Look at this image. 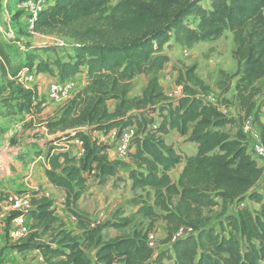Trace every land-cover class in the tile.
<instances>
[{
    "label": "trees",
    "instance_id": "trees-1",
    "mask_svg": "<svg viewBox=\"0 0 264 264\" xmlns=\"http://www.w3.org/2000/svg\"><path fill=\"white\" fill-rule=\"evenodd\" d=\"M113 1L49 0L33 32L71 39V58L59 57V46L27 48L24 44L26 64L14 73L18 79L24 71L48 74L53 67L62 83L86 74L84 88L46 123L48 135L55 139L47 143L45 175L52 187L64 192L66 206L83 231L82 239L56 215L54 200L37 194L32 210L24 214L32 220L30 233L15 242L7 236L5 249L19 254L38 252L45 264H264V175L247 152L245 134L227 131L236 120L200 97L204 82L196 67L180 73L182 96L177 102L165 95L159 82V74L171 62L165 47L192 49L230 32L236 47L238 99L246 117L254 115L262 127L259 117L264 98L258 107L253 100L256 84L264 79V0H119L112 5ZM205 2L210 3L208 8ZM2 38L0 33V74L7 78L13 56ZM141 75L149 81L140 97L130 98L132 81ZM31 98L32 93L25 92L0 99L3 115L28 112ZM111 101L116 102L114 110L108 106ZM130 127L137 133L127 161H111L107 147L93 134ZM173 132L195 146L192 154L167 142ZM75 140L83 143L80 158L52 147ZM180 167L173 179V171ZM113 178L133 193L152 194L153 206L138 205L135 213L106 226L124 229L132 217H142L151 221L153 229L161 221L167 229L164 244H170V249L156 253L148 243L149 231L137 230L106 241L101 227H87L90 221L74 207L92 181L106 186ZM218 201L238 206L250 201L257 208L238 207L236 214L213 225L207 211ZM21 215L13 212L9 223ZM188 229L190 233L178 236ZM87 248L95 252L93 258Z\"/></svg>",
    "mask_w": 264,
    "mask_h": 264
},
{
    "label": "rangeland",
    "instance_id": "rangeland-1",
    "mask_svg": "<svg viewBox=\"0 0 264 264\" xmlns=\"http://www.w3.org/2000/svg\"><path fill=\"white\" fill-rule=\"evenodd\" d=\"M25 0H0V25H10L14 29L17 38L25 44L27 48L33 44L46 46H59V57L69 60L70 47L74 44L71 39L60 35H41L31 32L29 29V15L27 9L22 5ZM119 0H114L113 4ZM205 7L210 3L205 2ZM22 14L24 21L20 23L13 20L14 16ZM3 44L13 56L12 66L9 67V76L1 77L0 74V99L9 97H20L25 92L32 93V107L28 112H24L16 117H5L1 111L0 100V201L3 202V208L0 211V261L3 264H45L43 259L39 260L31 253L19 254L11 250H6L7 236L12 242L13 230L16 228L14 223H9V218L13 214L9 204L10 199L20 195H29L31 201L35 195H49L55 202L56 215L66 225L67 230L73 231L75 235L82 239L83 231L77 220L73 222L74 212L69 211L66 206V197L63 192L49 186L45 175V170L49 167L48 153L50 146L47 144L55 139V136L48 135L46 123L53 120L63 109V107L75 95L84 88L85 78L78 75L67 85V96L62 99H53L49 97V86L51 83L58 82V78L52 74L55 69L48 74L38 75L34 82L23 84L19 82L15 75L19 69L26 64V56L18 46L11 45L3 40ZM233 35L225 32L218 39L206 43L196 44L192 49L179 47L173 44L172 47L164 48L168 53L171 62L159 76V81L165 95L173 102H177L182 96V87L179 86V75L187 67H196V74L204 82V90L200 91V97L205 102L218 109L229 118L236 120L234 127H227L232 135L238 130L243 131L245 125L249 122L251 130L244 133L248 144L263 143L264 141V109L261 111L259 123L255 122L254 115L247 118L244 107L241 106L235 85L238 81V65L233 58L235 50ZM52 63V62H51ZM52 65V64H51ZM14 73H16L14 75ZM149 78L141 75L132 81V88L129 93L130 98H138L142 95ZM257 93L253 102L259 103L264 98V79L256 84ZM214 100V101H213ZM41 103L40 108L36 105ZM110 108L112 105L110 104ZM157 119V115L154 116ZM167 142L173 144L175 148L185 154H192L195 149L186 138H182L178 133L173 132L167 137ZM31 144L38 148L33 149ZM52 147L66 151L69 149L73 155L78 152V146L71 143H55ZM35 150V152H34ZM36 151H40L37 155ZM127 161V158L123 159ZM118 161V160H114ZM125 174V173H124ZM123 175V174H122ZM173 179L177 177V169L172 173ZM8 205L6 206V204ZM32 203V202H31ZM138 205L153 206V195L139 191L133 193L123 182L110 179L106 186H99L93 181L90 188L85 193L83 199L74 207L79 215H83L90 221L91 227H101V233L106 241H111L119 236H131L137 230L149 231L156 235L157 245L156 253L170 249V244H164L167 229L163 222H156L151 229V221L142 217H132L131 224L124 229H115L106 225L112 221H121L135 213ZM248 206L251 209L257 206L250 201H245L238 205H223L218 201V205L207 211L212 224H218L228 215L236 214L238 207ZM76 219V218H75ZM88 254L93 258L95 252L87 248ZM167 264H173V261H166Z\"/></svg>",
    "mask_w": 264,
    "mask_h": 264
},
{
    "label": "built area",
    "instance_id": "built-area-1",
    "mask_svg": "<svg viewBox=\"0 0 264 264\" xmlns=\"http://www.w3.org/2000/svg\"><path fill=\"white\" fill-rule=\"evenodd\" d=\"M49 4V0H25L22 4L28 12L29 15V29L33 32V26L38 18L39 13L45 9ZM4 40L11 44L18 46L21 50L25 51L24 44L20 42L17 38L15 31L11 28L2 31ZM38 74L24 71L19 75L20 83H31L37 79ZM67 85L58 80V82L51 83L49 86V97L53 99H62L67 96ZM214 101V100H213ZM209 104V103H208ZM210 104H213L210 101ZM220 110V109H219ZM221 111V110H220ZM251 130V125L248 122L243 128V132L246 134ZM137 133L136 128L130 127L124 130H112L107 135L103 134L97 140L101 144L107 147V155L111 161L118 160L124 161L123 159L127 158V155L131 149L132 141ZM73 145L78 146V152L74 153L73 156L80 158L84 155L83 143L80 140H75L70 142ZM68 152L69 149L67 148ZM248 154L255 160L259 167L263 170L264 175V144L261 142L248 144L247 148ZM54 188V187H53ZM56 189V188H54ZM58 190V189H57ZM61 191V190H59ZM64 194V192H63ZM47 197L51 198L48 194ZM13 212H19L22 215L13 221L16 228L13 230L12 238L16 241L24 239L28 236L31 231L30 226L27 224V218L25 213H28L32 210L31 197L29 195H20L19 197H14L10 199L9 202ZM8 203L6 204V206ZM3 202L0 201V211L3 208ZM55 207V206H54ZM73 222L76 221L75 217H72ZM191 230L186 231L181 230L178 236L190 233ZM148 243L150 247L156 250L157 238L155 234H148Z\"/></svg>",
    "mask_w": 264,
    "mask_h": 264
},
{
    "label": "crops",
    "instance_id": "crops-1",
    "mask_svg": "<svg viewBox=\"0 0 264 264\" xmlns=\"http://www.w3.org/2000/svg\"><path fill=\"white\" fill-rule=\"evenodd\" d=\"M23 21H24V17H22V19H20V23L23 22ZM18 22H19V21H18ZM8 28H11L10 25H7V26H2V25H0V33H1V36H2V37H3L2 31H3V30H6V29H8ZM11 29H12V28H11ZM13 30H14V29H13ZM3 39H4V38H2V40H3ZM31 46H38V45H37V44H33V45H31ZM161 73H162V72H161ZM161 73L159 74V76L161 75ZM42 74H43V73H41V74H39V75H42ZM45 74H47V73H44V75H45ZM53 75H55L56 77H58V72H57L56 70H54V71H53ZM79 75H82V76L86 79V74L82 73V74H79ZM159 82H160V81H159ZM160 85H161V84H160ZM110 104L112 105V108H110ZM115 105H116V102H115V101H111V102H109V104H108L110 110H114ZM58 115H59V114H58ZM58 115H57V116H58ZM57 116H56V117H57ZM101 135H102L101 132L95 133V134H93V138H94V139H99V138L101 137ZM192 146L194 147V145H192ZM194 150H195V149L192 150V153L194 152ZM181 170H182V167H180V168L177 169V177H178V175L180 174ZM124 173H125V174H124ZM120 174H121V175L123 174L124 177H127V173H126L125 170H121ZM177 177H176V178H177ZM49 186L52 187L50 184H49ZM52 188H53V187H52ZM61 193H62V191H61ZM26 218H27V224L31 227V225H32V220H31V218H29L28 216H27ZM27 253H28V252H27ZM29 253L33 254L34 257H38L39 260H40V259L42 260V257H41V255H40L38 252H29Z\"/></svg>",
    "mask_w": 264,
    "mask_h": 264
}]
</instances>
